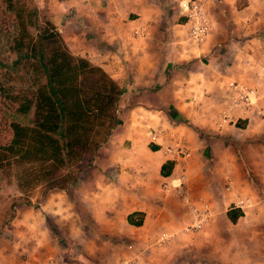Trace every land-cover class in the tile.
Instances as JSON below:
<instances>
[{
  "label": "crops",
  "instance_id": "crops-1",
  "mask_svg": "<svg viewBox=\"0 0 264 264\" xmlns=\"http://www.w3.org/2000/svg\"><path fill=\"white\" fill-rule=\"evenodd\" d=\"M32 1L122 97L94 164L39 206H17L0 228V264H202L214 255L219 264L224 248L234 264L264 256V0H207L202 43L190 40L179 0ZM176 144L190 157L168 155ZM182 176L192 202L212 214L192 234ZM240 199L252 205L234 224L227 214ZM138 212L142 226L131 225ZM163 233L173 238L158 246Z\"/></svg>",
  "mask_w": 264,
  "mask_h": 264
},
{
  "label": "trees",
  "instance_id": "trees-1",
  "mask_svg": "<svg viewBox=\"0 0 264 264\" xmlns=\"http://www.w3.org/2000/svg\"><path fill=\"white\" fill-rule=\"evenodd\" d=\"M1 3L14 29L0 32V111L7 120L0 173L13 171L19 206L31 204L38 189H67L94 164L117 127L122 89L102 67L74 55L32 0ZM174 166L166 163L162 175ZM227 216L236 224L244 212L233 208ZM129 223L142 226V213Z\"/></svg>",
  "mask_w": 264,
  "mask_h": 264
},
{
  "label": "built area",
  "instance_id": "built-area-1",
  "mask_svg": "<svg viewBox=\"0 0 264 264\" xmlns=\"http://www.w3.org/2000/svg\"><path fill=\"white\" fill-rule=\"evenodd\" d=\"M180 3L184 4L186 7V17L188 25V35L190 40L196 43H202L210 34L211 31V21L206 9L207 0H179ZM144 31H135L136 37H142ZM231 87L235 90L243 89L239 85L232 83ZM245 102L249 101V96L243 97ZM158 135L155 132L153 138L157 139ZM166 152L168 155L176 156L178 158H188L190 157V152L186 146L182 144L170 145L166 147ZM177 194L181 201L186 205L190 206L195 216V220L192 224L184 227V232L186 234H192L201 231L211 220L212 214L208 208L198 209L195 203L192 202L188 189L186 188L185 176H182L180 183L177 187ZM252 205L250 199H240L237 201L234 208L244 210ZM173 238V235L163 233L161 237L156 241L158 246H163L169 243ZM119 264H136L134 260L124 259Z\"/></svg>",
  "mask_w": 264,
  "mask_h": 264
},
{
  "label": "rangeland",
  "instance_id": "rangeland-1",
  "mask_svg": "<svg viewBox=\"0 0 264 264\" xmlns=\"http://www.w3.org/2000/svg\"><path fill=\"white\" fill-rule=\"evenodd\" d=\"M3 29L5 31L7 30L13 31L14 22H13V19L10 17V15L5 11V8L0 0V32L3 31ZM5 50L2 51V54L4 53ZM7 55L9 54H7L6 52L3 54V57H6ZM11 58H15V57L11 54ZM5 123H7V120L4 117L3 113H1L0 111V134L1 133L5 134V132L2 131V127H5L4 125ZM46 194L47 193L45 189L36 190L30 196L32 203L34 202L35 206H39L41 201L45 199ZM20 197H22V194L18 191V187L16 185L13 171H9L7 173H4V172L0 173V228L1 227L4 228L5 224H7V222L10 221L12 214L16 210V207H17L15 206L16 203L20 202L19 201ZM256 244L260 245V241L258 243L256 242ZM258 250L262 252L264 251V248L259 247ZM224 252L225 254L221 258V261L219 264H234V261L230 254V250L228 248H224ZM209 253H211L210 250H209ZM195 254H199V253H194V255ZM218 258L220 257H218L217 255L216 256L214 255L213 259H211L212 261H209L208 259L201 260L202 261L201 263L202 264H205V263L206 264L207 263L208 264H218L216 263L218 261ZM243 258H244V263L246 262L245 264H261V263L264 264V256H253L252 258L248 256L247 261L245 260V257ZM50 262L52 263V260ZM23 263H25V261H23Z\"/></svg>",
  "mask_w": 264,
  "mask_h": 264
}]
</instances>
